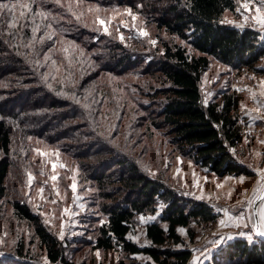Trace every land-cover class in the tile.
<instances>
[{
  "label": "trees",
  "instance_id": "1",
  "mask_svg": "<svg viewBox=\"0 0 264 264\" xmlns=\"http://www.w3.org/2000/svg\"><path fill=\"white\" fill-rule=\"evenodd\" d=\"M55 2L0 0V5H7L0 7V199L5 196L11 157L17 153L13 145L18 137L27 146L30 136L53 141L82 129V134L93 137L90 144H85V151L103 152V146L95 148L106 142L103 134L107 133L106 124L103 126L98 115L105 116L104 123L109 122L107 100L120 97L122 83L113 82L112 76L122 75L139 61L127 52L114 59L115 65L103 62L91 72L88 66H72L73 61L80 64L78 60L85 58L93 45L68 31L66 19L71 15ZM238 2L149 0L145 3L155 15L153 19L158 27L178 35L198 52H189L181 44L165 43L164 59L151 66L153 72L164 77V85L154 90L162 98L153 111L156 113L153 125L166 127L163 135L172 144L221 176L249 171L236 157L243 139L241 95L235 89H228L220 99L204 105L200 89L202 75L210 66V56L256 73L264 72V67L258 65L264 58V33L223 21L224 13L234 11ZM90 59L97 60L89 54ZM116 103L114 109L118 111ZM116 156L113 164L123 166L116 177L128 193L122 200L104 206L107 219L99 228L95 247L104 250L120 247L130 255L144 253L151 258L148 264H186L192 252L171 245L184 243L177 227L190 229L195 219L215 221L219 213L207 202L179 196L161 180L141 172L139 165L130 162L124 154ZM99 164L102 169L107 162L101 160ZM94 177L100 185L115 180L113 170L95 173ZM105 194L110 199L114 197L113 192ZM159 200L165 208L146 224L149 244L140 245L128 233L136 215L156 212ZM12 206L20 218L34 225L51 261L76 264L66 258L61 241L48 232L38 214L26 203L15 200ZM17 253L19 258L23 254L22 250ZM205 264H264V240L250 242L236 238Z\"/></svg>",
  "mask_w": 264,
  "mask_h": 264
},
{
  "label": "rangeland",
  "instance_id": "2",
  "mask_svg": "<svg viewBox=\"0 0 264 264\" xmlns=\"http://www.w3.org/2000/svg\"><path fill=\"white\" fill-rule=\"evenodd\" d=\"M147 1L56 0V5L71 15L64 18L69 24L68 31L93 45L92 50L85 53L86 57L78 60L81 63L73 61L72 66H88L91 72L103 62L115 65L114 59L127 52L139 61L122 75L112 76L113 82L122 83L120 97L112 96L107 100L109 122L104 123L105 116L98 115L103 126L106 124L107 133L103 134L106 142L95 148L103 146V152L85 151V144H90L93 137L82 134V129L72 130L68 136L53 141L30 136L27 146L23 138L15 139L13 150L17 153L11 157L5 196L0 199V264H63L50 260L34 225L14 212L12 202L15 200L26 203L38 214L48 232L61 241L69 261L148 264L151 258L144 253L130 255L120 247L105 250L95 247L99 228L107 219L104 206L122 200L128 193L116 177L123 169L113 164L118 154L129 157L130 162L135 161L141 172L161 180L179 196L207 202L219 213L215 221L195 219L190 229L177 227L184 243L171 245L192 252L186 264H205L228 242L239 237L250 242L261 240L253 229L252 204L264 188V72L256 73L248 67L234 66L210 56V66L200 81L202 102L207 105L218 100L228 89L240 93L243 139L236 157L249 171L221 176L199 165L163 135L166 127L153 125L152 118L156 114L153 111L162 98L154 94V90L164 85V77L151 67L164 59L165 43L181 44L189 52H198L178 35L158 27L153 19L155 15L145 5ZM223 21L264 33V2L239 0L234 11L224 13ZM89 54L95 55L97 60H89ZM258 65L264 67V58ZM114 102L118 104V111L114 109ZM101 160L107 162L102 169ZM110 170L115 180L100 185L95 173ZM108 191L114 193L113 199L105 194ZM164 208L165 204L159 200L156 212L137 214L128 237L140 245L149 244L146 224L157 218ZM262 211L264 199L259 204L260 224L264 228ZM239 216H243L242 221ZM221 220L225 223L221 224ZM19 250L23 252L20 258Z\"/></svg>",
  "mask_w": 264,
  "mask_h": 264
},
{
  "label": "water",
  "instance_id": "3",
  "mask_svg": "<svg viewBox=\"0 0 264 264\" xmlns=\"http://www.w3.org/2000/svg\"><path fill=\"white\" fill-rule=\"evenodd\" d=\"M262 197H264V188L258 194V196L255 198V200L253 201V204H252L253 214H254V227H253V229H254L256 235L259 236L262 240H264V236H260L257 234V229H259V231H264L261 224H260V218H259V204L263 200V199H261Z\"/></svg>",
  "mask_w": 264,
  "mask_h": 264
},
{
  "label": "snow or ice",
  "instance_id": "4",
  "mask_svg": "<svg viewBox=\"0 0 264 264\" xmlns=\"http://www.w3.org/2000/svg\"><path fill=\"white\" fill-rule=\"evenodd\" d=\"M262 2H264V0H262ZM0 7L6 8L7 5H0ZM101 23H104V22L101 21ZM52 179H56V177H52ZM261 199H264V197H262ZM225 211H227V210H225ZM262 216H264V211H262ZM237 218L240 219L241 221L243 220V216H239ZM220 223L224 224L225 222L223 220H221ZM257 234L260 235V236H264V231H259V229H257ZM0 255H2V254H0Z\"/></svg>",
  "mask_w": 264,
  "mask_h": 264
},
{
  "label": "bare ground",
  "instance_id": "5",
  "mask_svg": "<svg viewBox=\"0 0 264 264\" xmlns=\"http://www.w3.org/2000/svg\"><path fill=\"white\" fill-rule=\"evenodd\" d=\"M263 230H264V228H263Z\"/></svg>",
  "mask_w": 264,
  "mask_h": 264
}]
</instances>
